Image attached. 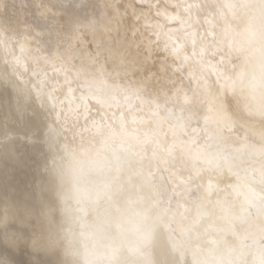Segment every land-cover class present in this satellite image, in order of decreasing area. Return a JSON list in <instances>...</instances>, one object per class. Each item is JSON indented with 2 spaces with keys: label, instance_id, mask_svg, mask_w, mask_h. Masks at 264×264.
<instances>
[{
  "label": "snow or ice",
  "instance_id": "1",
  "mask_svg": "<svg viewBox=\"0 0 264 264\" xmlns=\"http://www.w3.org/2000/svg\"><path fill=\"white\" fill-rule=\"evenodd\" d=\"M0 264H264V0H0Z\"/></svg>",
  "mask_w": 264,
  "mask_h": 264
}]
</instances>
